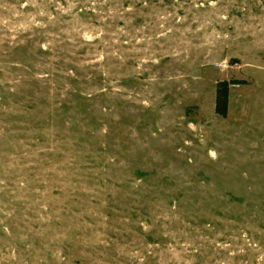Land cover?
<instances>
[{
	"label": "rangeland",
	"instance_id": "obj_1",
	"mask_svg": "<svg viewBox=\"0 0 264 264\" xmlns=\"http://www.w3.org/2000/svg\"><path fill=\"white\" fill-rule=\"evenodd\" d=\"M0 264H264V0H0Z\"/></svg>",
	"mask_w": 264,
	"mask_h": 264
},
{
	"label": "trees",
	"instance_id": "obj_2",
	"mask_svg": "<svg viewBox=\"0 0 264 264\" xmlns=\"http://www.w3.org/2000/svg\"><path fill=\"white\" fill-rule=\"evenodd\" d=\"M228 82L219 81L216 84L214 111L217 115L225 117L228 110Z\"/></svg>",
	"mask_w": 264,
	"mask_h": 264
},
{
	"label": "built area",
	"instance_id": "obj_3",
	"mask_svg": "<svg viewBox=\"0 0 264 264\" xmlns=\"http://www.w3.org/2000/svg\"><path fill=\"white\" fill-rule=\"evenodd\" d=\"M217 65H219V66H221V67H224V66H225V64H224V63H222V64H217Z\"/></svg>",
	"mask_w": 264,
	"mask_h": 264
}]
</instances>
